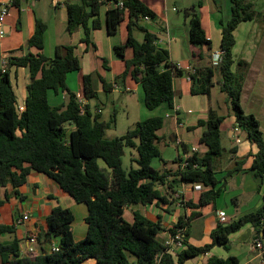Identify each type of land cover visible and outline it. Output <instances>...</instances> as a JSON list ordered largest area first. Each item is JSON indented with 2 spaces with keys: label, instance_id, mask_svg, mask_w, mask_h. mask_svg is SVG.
Here are the masks:
<instances>
[{
  "label": "trees",
  "instance_id": "trees-1",
  "mask_svg": "<svg viewBox=\"0 0 264 264\" xmlns=\"http://www.w3.org/2000/svg\"><path fill=\"white\" fill-rule=\"evenodd\" d=\"M118 1L80 0L79 4H67L68 30L82 26L85 38L80 43L87 45V24L93 29L100 27L98 16L103 4H110L105 12V29L110 35L116 33L124 13H127L126 41L115 46L113 51L123 59L124 50H132V59L124 62L125 70L120 79L130 73L142 89L143 105L147 110H154L163 103L172 109L174 77H189L192 95L209 96L214 86L213 77L217 74L220 92L226 95L235 124L247 141L257 147L250 170L255 176L264 175L263 133L255 116L245 113L241 107L245 64L237 63L236 71L232 70L233 31L238 24L253 19V5L245 0H230V18L221 27L219 47L222 54L216 66L181 72L170 61L168 51L158 47L155 37L140 24L145 17L152 19L154 14L139 0H121V8ZM185 17L192 59L201 61L204 59L202 48L210 50V41L205 37L195 12L187 11ZM45 29L46 25L37 20L33 34L25 43L27 51L23 52L21 47L6 57L8 65L25 67L29 72L22 112L16 110L8 71L0 69V208L11 197L21 201L18 187L25 183L30 172L40 173L53 180L76 203L86 206V233L82 239L74 241L70 228L73 221L71 211L56 206L47 216L45 228L38 234L37 241L51 243L58 237L59 250L43 251L30 258L20 251V239L15 236L14 225L0 224V235H9L11 239L7 244L0 243V264H84L86 260H93L94 264H153L154 257L164 250L159 235L165 230L159 222L149 221L139 211H133L128 221L124 217V209L145 206L153 201L164 202L157 185L172 189L177 184H200L202 190L198 203L189 206L198 208L214 203L223 189L213 165L222 154L220 126L224 117L209 111L205 120L197 122V126L203 128L199 142L207 148L204 154L188 155L183 168L179 160H175L173 163H178L175 169H156L151 163L153 159L161 158L159 144L162 139L158 132L163 118H146L120 137L105 138V131L116 125L115 115L101 121L99 116L88 112L86 105L80 112L77 95L65 83L67 73L80 69L75 47L56 46L54 57L46 58L41 53ZM133 31L140 32L143 40L137 41L132 36ZM100 82L103 91L108 92L111 86L103 79ZM48 91L63 93L64 102L51 106L47 101ZM81 94L86 101L96 98L90 75L81 78ZM66 125L73 126L72 131H67ZM125 148L137 153V158L131 160L135 166L130 164L127 169L122 166ZM183 152L188 153L185 146ZM99 160L106 166L108 174L99 167ZM240 164L235 163L227 174L237 170ZM168 177L172 179L167 180ZM263 221L264 189L261 207L229 224L217 225L210 234L211 244L203 247L189 245L183 231V248L173 255L164 252L158 264H184L188 259L205 255L214 245L226 248L229 235L247 224L253 227L255 239L263 242ZM178 228H183L180 221L167 233L172 236ZM262 257L264 259V252ZM238 263L235 257H210L205 264Z\"/></svg>",
  "mask_w": 264,
  "mask_h": 264
},
{
  "label": "crops",
  "instance_id": "crops-1",
  "mask_svg": "<svg viewBox=\"0 0 264 264\" xmlns=\"http://www.w3.org/2000/svg\"><path fill=\"white\" fill-rule=\"evenodd\" d=\"M139 1L154 14L152 19L142 20L140 24L155 37L158 47L168 51L169 59L177 70L181 72L191 71L193 68L205 70L212 66L213 53L220 51L221 27L230 18V0ZM245 1L253 5L255 15L253 19L238 24L233 31L232 70L236 71L237 63L245 64L241 107L245 113L255 116L264 136V0ZM79 2L80 0H15L4 19L5 36L0 39V62L2 57H7L10 52L21 47L24 48L23 52H26L25 43L33 34L35 22L37 20L43 22L46 29L41 53L46 58L54 57L56 46L75 47L74 53L79 59L80 69L66 74L65 83L68 89L82 97L81 78L90 75L96 98L94 103L85 100L88 112L99 116L101 121H107L111 115H115L116 125L109 130L112 132L109 139L124 135L135 123L149 117H162L170 121L169 140L175 152L169 159L160 158L162 164L159 169L161 170H172L178 166V163L173 162L183 156L184 146L188 155L204 154L207 148L199 142L203 128L198 127L197 122L205 120L209 111L223 116L220 126L222 154L213 165L216 178L219 180V185H223V189L214 203L193 208L189 204L196 205L201 192L194 191L191 185L173 183L176 186L172 189L161 185L156 186L164 202L153 201L145 206L137 205L124 209V217L126 218L127 214L128 221L131 220L133 211H139L149 221L159 222L165 230L159 235L162 243L170 236L167 230L180 221L186 234V243L194 247L211 244L210 234L219 225L218 214L225 216L226 224H229L243 215L256 212L262 205L264 189V175L255 176L250 170L253 157L257 153L256 145L249 143L241 130L239 131L240 143H233L231 128L235 125L234 116L230 111L226 115L221 114L219 104H211L213 95L221 93L218 75L215 74L213 77L214 86L209 96L192 95L187 76L178 75L172 81L175 93L173 105L178 109L173 111L166 103H163L154 110H147L143 105L142 89L130 73L120 79V75L125 70L124 62L132 59V50L126 48L123 59L117 57L113 51L115 46L123 45L126 41L127 13H124L116 33L110 35L105 29V12L110 4H103L98 16L100 27L93 29L89 23L87 24L89 43L85 45L80 43V40L85 38L82 26L72 31L67 28L66 5L79 4ZM187 11L197 14L205 37L210 41V50L202 48L204 59L201 61L192 59L188 41V20L185 17ZM132 36L139 42L143 40V35L138 31H133ZM32 52L36 51L32 50ZM7 71L16 105L23 106L26 99V86L29 83L28 69L8 65ZM101 79L111 86L108 92L103 91ZM64 100V94L61 92H47V101L51 106L60 105ZM224 103L228 106L226 100ZM119 123L124 124V133H116ZM177 124L181 126L178 127ZM66 128L67 131H72L73 126L69 125ZM158 136L162 139L159 147L166 145L164 135L158 132ZM191 149L195 152L192 153ZM129 150L127 167L123 166L122 157V166L125 169L130 164L135 166L131 160L137 158L135 150ZM124 154L125 152L123 156ZM238 162L241 163L239 168L227 174V171L234 168L235 163ZM99 167L101 168L100 165ZM105 172L108 174V171ZM171 179L168 177L167 180ZM17 191L22 196V200L11 197L2 205L0 224L14 225L15 236L20 239L19 247L24 256L28 248L33 250L31 256L35 257L43 251L49 252L51 243L58 244V237L53 238L51 243L37 241L38 234L45 228L47 216L56 206L71 211L73 221L70 228L74 241L84 237L87 227L84 222L87 214L86 206L83 203H76L53 180L43 174L30 172L25 183L19 186ZM24 214L28 215V219L15 226V221ZM262 228L264 229V221ZM30 236L35 237V243L28 242ZM10 240L9 235H0V243L7 244ZM254 241L255 231L251 225L247 224L229 235L226 248L214 245L205 255L188 259L184 264H205L210 257L221 259L235 257L239 261L238 264H264L262 254L253 245ZM262 244L264 245V240ZM84 264H94V261L86 260Z\"/></svg>",
  "mask_w": 264,
  "mask_h": 264
},
{
  "label": "built area",
  "instance_id": "built-area-1",
  "mask_svg": "<svg viewBox=\"0 0 264 264\" xmlns=\"http://www.w3.org/2000/svg\"><path fill=\"white\" fill-rule=\"evenodd\" d=\"M15 0H0V39L3 38L5 36V32H4V19L5 16L8 14L9 9L13 6ZM118 7L121 8L122 7V3L120 1H118ZM148 17H145L144 20H147ZM222 52L221 51H217L215 53H213L212 58H211V62H212V66H216L219 63V59L221 56ZM0 69L2 71L7 70L8 67V60L7 58L4 56L1 59L0 62ZM187 80H189V77H187ZM77 102L79 105V109L80 112H83V106L85 105V100L82 97L77 96ZM178 108L177 106L173 105L172 110L176 111ZM16 110L18 112H22L24 110V107L22 105H17L16 106ZM178 127H180V124H177ZM239 131L240 128L235 124L232 128H231V140L233 141V143L235 144H239L240 143V138H239ZM192 153L195 152L194 149H191ZM188 156V153L183 152V156L179 159V165L181 166V168H183L187 163H186V158ZM192 189L194 191H200L202 190V187L200 184H192L191 185ZM28 219V215L24 214L22 215L20 218H18L15 221V226L16 225H20L22 222L26 221ZM218 219V223L219 224H226L227 223V218L225 216H223L222 214H218L217 216ZM183 228H178L174 235L169 236L168 239L166 241H164L162 243V246L164 248L163 252L160 254H157L154 259H153V264H158L161 255L166 252L167 254H175L176 252L180 251L183 248V237H182V233H183ZM29 243H35V237L30 236L28 239ZM254 247L261 253L263 254L264 252V245L262 244V242L259 239H255V241L253 242ZM59 250L58 244H54L51 243L50 244V252H57ZM33 250L28 248L27 249V253L26 256L33 258L31 256Z\"/></svg>",
  "mask_w": 264,
  "mask_h": 264
},
{
  "label": "rangeland",
  "instance_id": "rangeland-1",
  "mask_svg": "<svg viewBox=\"0 0 264 264\" xmlns=\"http://www.w3.org/2000/svg\"><path fill=\"white\" fill-rule=\"evenodd\" d=\"M181 11H182L181 8H179V12H181ZM226 99L227 98H226V95L224 93H219L218 95H213V97L211 98V104L212 105H215L216 103H218L219 106H220V108H221L220 113L223 114V115H226V113L228 111H230L229 105L227 106L224 103V101ZM90 101L92 103L95 102L94 99H92ZM49 103H51L50 100H49ZM227 108H228V110H227ZM230 113H231V111H230ZM163 122H164V125H163L162 129L159 131V134L164 135L165 140L167 141V144L160 146L159 147V151L161 153V157L169 159L170 157L173 156V154L175 152V149H174L173 145L170 143V140H169V137L171 135L170 134L171 133V124H170V121L167 120V118H163ZM67 126L68 125H66V127ZM124 127H125L124 124L123 125H120V123H119L116 133H118V134L119 133H124V131H125V128ZM110 133H112V132L109 131V130H106L105 133H104V137L107 138V139H109L110 138ZM124 152H125V154L123 156V166L124 167H127L126 165L128 163V158H129V152H130V150L128 148H125ZM132 153L135 154L133 151H132ZM135 156H136V154H135ZM98 164L101 166L102 169H104L105 171H107L106 166L104 165V163L101 160L98 161ZM161 164H162L161 163V160H159V159H153V161L151 163V165L154 168H156V169L161 168ZM126 218L128 219V215L127 214H126Z\"/></svg>",
  "mask_w": 264,
  "mask_h": 264
},
{
  "label": "water",
  "instance_id": "water-1",
  "mask_svg": "<svg viewBox=\"0 0 264 264\" xmlns=\"http://www.w3.org/2000/svg\"><path fill=\"white\" fill-rule=\"evenodd\" d=\"M174 184H177V182H174Z\"/></svg>",
  "mask_w": 264,
  "mask_h": 264
}]
</instances>
